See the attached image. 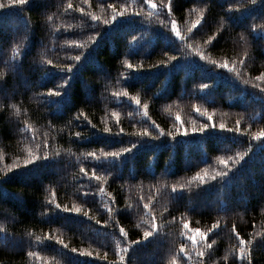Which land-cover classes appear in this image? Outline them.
<instances>
[{
  "label": "trees",
  "instance_id": "obj_1",
  "mask_svg": "<svg viewBox=\"0 0 264 264\" xmlns=\"http://www.w3.org/2000/svg\"><path fill=\"white\" fill-rule=\"evenodd\" d=\"M153 2L154 9L144 0H28L0 9V72L6 74L0 104L7 105L0 110V264H171L173 258L199 264L204 245L194 247L182 235L185 220L201 231L218 224L205 264H241L233 226L245 240L260 233L251 264H264V140L251 139L264 129V81L255 80L264 72V0H171L170 13L163 6L169 0ZM110 4L116 12L127 10L112 20ZM173 20L183 40L172 33ZM165 53L176 59L163 65ZM225 60L236 71L212 63ZM5 61L16 63V70ZM67 64L74 66L71 73L61 70ZM64 79L69 84L61 96L45 105L38 94ZM201 84L208 87L201 90ZM80 111L86 119L77 118ZM205 111L217 127L182 135L206 122ZM237 120L241 131H228ZM144 128L150 136L139 135ZM43 140L59 158L23 167L29 150L35 153ZM124 148L131 150L115 160L102 158L103 151ZM229 158L231 171L223 181L201 185L193 179L226 171L219 161ZM81 166L89 175L96 167L104 179L89 180ZM53 192L62 208L76 205L81 211L48 205ZM109 207L120 211L110 215ZM152 217L162 225L159 233L121 252V261L116 253L126 241L119 228L128 240L141 239ZM181 243L188 255L179 253Z\"/></svg>",
  "mask_w": 264,
  "mask_h": 264
},
{
  "label": "snow or ice",
  "instance_id": "obj_2",
  "mask_svg": "<svg viewBox=\"0 0 264 264\" xmlns=\"http://www.w3.org/2000/svg\"><path fill=\"white\" fill-rule=\"evenodd\" d=\"M255 2H256V0H252V3H255ZM27 3H28V0H8V4L7 5H5L3 3H0V9H3L6 6H9V7L10 6H24ZM144 3L147 4L149 7L153 8V9L157 7V4H155L153 2V0H144ZM163 6L168 9L169 13L171 12V10H172L171 0H169L168 4L163 5ZM68 7L71 8L72 5L69 4ZM109 7L113 8L112 20H115L117 18V16H123L125 11L127 10L126 8H122L120 12H116L115 8L111 4L109 5ZM80 11H83V9H80ZM48 19H51V17H48ZM99 19L100 18L95 16V15L91 16V20H93V21H99ZM103 23L104 24H108L109 21L105 20ZM199 23H200V21H196L194 23V25H193V28H195ZM224 23H226V21ZM252 30L253 31L255 30V26L253 27ZM171 31H172V33H174V35L177 38H180L181 40H183V37L181 36V32L177 29V23H176L175 20L171 21ZM189 31H191V29ZM24 39L25 40L28 39V32L27 31L24 34ZM240 39L244 40L245 37L243 35H241ZM211 40H212V38L209 37V40L207 42L211 43ZM78 46L82 47V45H78ZM189 47H191V45ZM17 54H19V49L18 48L14 49L13 60L16 59V55ZM197 54L200 55L201 60H206L207 59V57H205L203 55V53H197ZM245 55H247V53H245ZM165 56H167V60L163 62V65H167V64H169V62H171V61L176 59V56H168L167 53H165ZM74 59L76 61H79L81 59V55H76L74 57ZM240 62L244 63L243 60H241ZM47 63L48 64H52L53 62L51 60H48ZM212 63L217 68H223V69H225L227 71H236V69L234 67H230L229 61H227V60H225L223 64H217L215 61H212ZM125 64H126V66L129 69H133V67H134L131 63H128L127 61H125ZM232 64L234 65L235 61H233ZM5 65H6V67H9V70H11V71H15L16 70V66H17L16 63H12L9 66L8 62L5 61ZM73 68H74V66L72 64H67V65L61 66V70L62 71H67L69 73L72 72ZM5 75H6L5 73L0 72V82L3 81ZM255 80L264 81V72H261L259 75H257L255 77ZM244 83H248V81H244ZM68 84H69V80L68 79H64L63 84L58 85L56 89L49 88L46 93L38 94L40 100L45 105L52 106L55 103V101L52 98L61 96L62 92L64 91V89L66 87V85H68ZM207 87H208L207 84H201L200 85V89L201 90L206 89ZM261 91L264 92V88H262ZM120 95L121 94L119 92L115 93L116 97H119ZM123 95L124 96H128V92L125 91L123 93ZM131 100L135 101L137 104L140 103V101L135 96H132ZM6 107H7V105L0 104V110H3ZM12 107H15V105H12ZM147 107H148V105L145 104L144 108L147 109ZM193 108L195 109L196 112H200V109L196 108L195 105H193ZM114 115H115V113H114ZM144 115L145 116L148 115L147 111L144 112ZM203 115L207 117L206 122L202 123L198 128L197 127H192L191 129H184V131L181 134L182 135H187L189 131H191L192 133H196V132L202 133V132L205 131V129H209L210 127L214 129V128L217 127V125L213 122V116L212 115L208 114L206 111L203 113ZM79 117H85V119L87 118L83 111L79 112V116L77 118H79ZM176 119H177V121H179L180 117L177 116ZM89 123H91V121H89ZM236 125L237 126H236V128L234 130L233 129H227V130L228 131H235V132L239 133L241 131V129H240V121L239 120L236 121ZM92 126L95 127V125H92ZM155 127L159 129L161 136L165 135L164 130L160 129L159 125H155ZM182 127H183V125H181V128ZM218 127L221 130H225V125L223 123L219 124ZM181 128H177L176 129V133H180L181 132ZM103 131L105 133H110L111 129L108 128V127H105L103 129ZM123 131L124 130L121 128L120 132H123ZM166 134L168 136H170V137H174V135H175V133H173L171 131L167 132ZM139 135L147 137V136H150L151 133L149 132L148 128H144V130L141 133H139ZM76 136L79 137L80 133H76ZM251 139L254 140V141L264 140V129H262V130H260L258 132L252 133L251 134ZM36 147H37V151L35 153H33L31 150H29L28 157L23 160V167L28 166V165L36 162V161L51 160V159H58L59 158L60 153H58V152L54 153V154L50 153V151H49V141L48 140H43L41 143H38L36 145ZM130 150H131L130 148H124L122 152H107V151H103L102 152V158L105 161L109 157H112L115 160L116 158L121 157V155L123 153L129 152ZM40 151L43 152L42 156L40 155ZM87 156L91 157L93 159V161H95V162H100V160H101V157H98L95 152H88ZM230 159L231 158H229L228 160L220 159V161H219L220 164L225 165V167L227 169L226 171H217L216 174L211 176V177L208 176L207 172H205L203 174L197 173L195 175V177H193V179L199 180L201 185H203L206 182L207 179H210V180H213V181H215V180L223 181V179L225 177H227L229 172L231 171V168L228 167ZM240 159L242 160L243 156H240ZM13 167H19V165H13ZM92 168H93V170H92L90 175L88 173L87 168L84 167V166H81L79 171H80L81 174L86 176L89 180H93L94 179L96 181H100V180L104 179V176L102 174H98V169L96 167L92 166ZM221 185L223 186V184H221ZM180 187H181V189H183L184 186L181 185ZM100 191L101 192L104 191L103 185L100 186ZM176 192H177V188H176L175 185H173L172 186V194H175ZM87 194L88 193H84V195H87ZM46 203L48 205H54L55 209H60L62 211H66V212L79 213L81 211V207H78L76 205H74L72 208H67L66 206L62 208L61 204L56 202V194H55V192L52 193V198L50 200H47ZM144 208L148 209L149 208V204L145 203L144 204ZM48 210L51 211L52 209L49 208ZM107 211L111 215V214H114L115 212H119L120 210L109 207L107 209ZM84 215L87 216L88 213L84 212ZM173 219H175V218H173ZM97 223H99V221H97ZM145 223H150V227L145 229L143 231V233H142V238L141 239H137V240H128L127 239L128 233L125 231V229L123 227L119 228L120 234L125 238V241H126L125 246L120 248L117 251V253H116L118 256H120L121 261L125 260V257L120 255L121 252H127L128 250L131 249V247L133 245L141 244V243L147 241L149 238L154 237L155 235H157L159 233V228L162 226V225H158L157 224L155 217H152V219L150 221H145ZM116 226H118V224ZM183 228L185 229V232H183L182 235L186 236V240L187 241H191L194 247H199L201 244L204 245L203 250L198 252V256L201 257V260H200L199 264H205V260L203 258L206 256V254L210 255V251L209 250H211L213 248V243H214V242H212V243L208 242L209 236H210V234H212V233H214L216 231V229L218 228V224L214 223L212 225V227L209 228L207 231H201L199 228H189V222L187 220H185L184 223H183ZM232 231L236 234V238L238 239V242H239V247L236 250L237 258L240 260L241 264H243V261H244L245 258H247L248 264H251V250H252V247L254 246V243H255V237L260 236V233H256L255 237H253L252 239L245 240L243 237H241L239 235V233L236 232L235 226H233ZM189 232L193 233V234H188ZM45 235L47 236L48 234H45ZM197 235H198L199 239H197ZM37 239H39V237H37ZM59 243L63 244V241H59ZM64 246L67 247V245H64ZM246 249H247V252H246ZM71 251L73 253H75V252H77V249L73 248ZM179 253L180 254H184V255H188V253L186 251V246H185L184 243H181L180 248H179ZM80 254L81 255H85V253H83V252H81ZM29 255H32V253H29ZM88 255H91V253H88ZM171 264H177V261H176L175 258H173Z\"/></svg>",
  "mask_w": 264,
  "mask_h": 264
},
{
  "label": "rangeland",
  "instance_id": "obj_3",
  "mask_svg": "<svg viewBox=\"0 0 264 264\" xmlns=\"http://www.w3.org/2000/svg\"><path fill=\"white\" fill-rule=\"evenodd\" d=\"M190 234H193V233H190ZM197 239H199L198 235H197Z\"/></svg>",
  "mask_w": 264,
  "mask_h": 264
}]
</instances>
